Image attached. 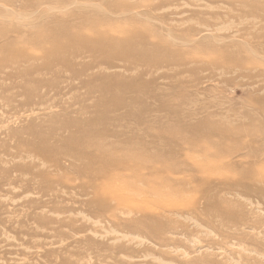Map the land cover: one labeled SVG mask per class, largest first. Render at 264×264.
I'll use <instances>...</instances> for the list:
<instances>
[{
    "label": "rangeland",
    "instance_id": "obj_1",
    "mask_svg": "<svg viewBox=\"0 0 264 264\" xmlns=\"http://www.w3.org/2000/svg\"><path fill=\"white\" fill-rule=\"evenodd\" d=\"M0 264H264V0H0Z\"/></svg>",
    "mask_w": 264,
    "mask_h": 264
},
{
    "label": "bare ground",
    "instance_id": "obj_2",
    "mask_svg": "<svg viewBox=\"0 0 264 264\" xmlns=\"http://www.w3.org/2000/svg\"><path fill=\"white\" fill-rule=\"evenodd\" d=\"M60 44L57 43L53 48H52V52H56L59 50Z\"/></svg>",
    "mask_w": 264,
    "mask_h": 264
}]
</instances>
